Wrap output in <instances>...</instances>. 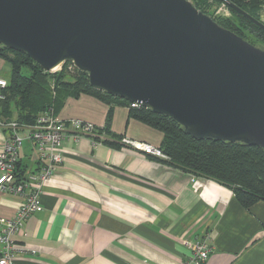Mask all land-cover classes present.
I'll return each mask as SVG.
<instances>
[{
    "label": "crops",
    "instance_id": "1",
    "mask_svg": "<svg viewBox=\"0 0 264 264\" xmlns=\"http://www.w3.org/2000/svg\"><path fill=\"white\" fill-rule=\"evenodd\" d=\"M11 66L0 58V77ZM110 105L90 95L68 98L54 114L67 124L64 161L46 183L43 211L14 237L17 264H181L186 242L205 240L206 264H264V201L244 207L233 190L130 147L125 140L161 146L162 132L115 104L112 132L123 147L78 135L73 120L102 128ZM7 132L0 127V149ZM24 135V133H23ZM100 138H104L101 136ZM30 143L23 165H34ZM21 198L0 194V217L15 216Z\"/></svg>",
    "mask_w": 264,
    "mask_h": 264
},
{
    "label": "water",
    "instance_id": "2",
    "mask_svg": "<svg viewBox=\"0 0 264 264\" xmlns=\"http://www.w3.org/2000/svg\"><path fill=\"white\" fill-rule=\"evenodd\" d=\"M0 44L47 71L72 63L195 139L264 150V50L189 0H0Z\"/></svg>",
    "mask_w": 264,
    "mask_h": 264
},
{
    "label": "trees",
    "instance_id": "3",
    "mask_svg": "<svg viewBox=\"0 0 264 264\" xmlns=\"http://www.w3.org/2000/svg\"><path fill=\"white\" fill-rule=\"evenodd\" d=\"M200 12L210 16L218 25L243 38L250 44L264 48V30L237 10L228 6L231 16H215L214 6L222 0H189ZM253 19L263 22L264 0H228ZM226 4V3H225ZM0 58L11 66L8 86L1 90L0 117L4 123L15 121L21 126H33L44 114L54 116L66 99L81 95L94 96L110 105L107 122L96 128L92 135L96 142L113 148L124 146L122 137L111 130L113 106L129 108V116L137 119L164 135L160 149L166 158L162 159L174 167L181 168L196 177L214 180L233 190L237 199L246 208L264 201V150L239 142L233 143L215 139L198 140L185 132L178 122L141 105L116 98L93 88L88 75L71 63L62 65L60 71L44 70L27 54L11 50L0 44ZM7 133L8 130L4 129ZM9 134V133H8ZM7 134V135H8ZM103 136L104 138H100ZM21 167H26L20 163Z\"/></svg>",
    "mask_w": 264,
    "mask_h": 264
},
{
    "label": "built area",
    "instance_id": "4",
    "mask_svg": "<svg viewBox=\"0 0 264 264\" xmlns=\"http://www.w3.org/2000/svg\"><path fill=\"white\" fill-rule=\"evenodd\" d=\"M217 14L229 17L227 4H221ZM262 20L264 23V6ZM62 65L51 72L60 71ZM73 66L75 67L71 63L69 69ZM7 86L8 81L0 77V99L3 98L1 90ZM137 106L139 105L132 103V107ZM71 124L78 135L89 136L96 129L93 124H86L81 120H73ZM0 127L7 129L9 133L0 149V194L19 196L22 200L14 217H0V264H17V254L21 250L14 237L23 233L32 216L43 211L41 198L45 185L64 161L62 144L67 138V124L44 114L33 126H21L15 121L4 123L0 117ZM26 142L30 143L37 159L34 165H25L23 168L20 166L21 149ZM125 143L146 155L166 158L159 147L132 140H125ZM195 179L196 176L192 178L193 181ZM186 244L192 249V256L181 264H206L211 254L207 241L199 239L194 242L187 241Z\"/></svg>",
    "mask_w": 264,
    "mask_h": 264
},
{
    "label": "rangeland",
    "instance_id": "5",
    "mask_svg": "<svg viewBox=\"0 0 264 264\" xmlns=\"http://www.w3.org/2000/svg\"><path fill=\"white\" fill-rule=\"evenodd\" d=\"M264 6V5H263ZM220 8V5L219 4H217V5H215L214 6V11H215V16H221V17H224L222 14H217V12H218V9ZM229 16H231V14L229 15ZM260 49H262V50H264V48H260ZM69 68V67H68ZM76 68V67H75ZM71 70H73L74 71V67L72 68V69H70V71ZM72 72V71H71ZM26 144V143H25ZM25 144H24V146H25ZM24 146L22 147V149H21V151H23V148H24ZM37 155H36V153H32V156L31 157H36Z\"/></svg>",
    "mask_w": 264,
    "mask_h": 264
}]
</instances>
